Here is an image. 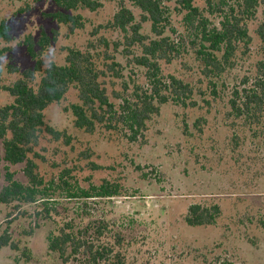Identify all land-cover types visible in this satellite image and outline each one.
<instances>
[{"label": "rangeland", "instance_id": "374dc122", "mask_svg": "<svg viewBox=\"0 0 264 264\" xmlns=\"http://www.w3.org/2000/svg\"><path fill=\"white\" fill-rule=\"evenodd\" d=\"M161 1L167 17L163 35L187 37L186 10L180 0ZM102 2L94 11L84 7L69 11L82 16V26L76 28L52 16L59 9L55 0H0V17L11 36L0 37V49L11 57L0 66V105L13 102L5 86L35 67L29 46L45 68L53 42L58 64L65 63L70 48L89 52L105 72L102 80L112 101H118L116 92L129 95L136 84L145 83V68L132 62L123 33L109 22L122 4L133 10L141 32L156 38L152 21L144 20L132 0ZM197 4L210 22L218 23L219 15L203 0ZM256 27L257 21L249 28L248 48H241L235 68L218 82V97L193 56L161 62L165 74L193 84L198 105L184 107L172 101L162 105L143 139L130 141L107 129L90 133L75 127L71 111L79 101L75 88L49 105L45 120L62 135L56 139L44 130L31 158L51 189L36 203L0 202V234L6 231L13 241L0 250V264H264V229L259 223L264 219V117L249 125H243L242 118L228 117L231 90L245 87L262 57ZM133 50L139 52L137 47ZM112 62L121 64L119 72L109 69ZM42 73H36L34 84ZM25 166L4 159L0 139V190L8 170L28 183ZM105 182L115 185L119 195L69 194L72 188L90 190ZM194 203L220 204L217 223L189 225L185 216ZM68 222L75 230L87 229L83 234L95 249L106 245L112 251L103 252L98 260L81 253L66 261L50 250L49 237Z\"/></svg>", "mask_w": 264, "mask_h": 264}, {"label": "trees", "instance_id": "16d2710c", "mask_svg": "<svg viewBox=\"0 0 264 264\" xmlns=\"http://www.w3.org/2000/svg\"><path fill=\"white\" fill-rule=\"evenodd\" d=\"M132 1L141 9L144 20L152 21V30L158 37L150 38L142 33L141 23L136 21L133 10L125 4L119 7L109 22L123 33L126 51L132 55V62L145 68V83L136 84L129 95L116 92L117 102L110 99L102 80L105 72L97 66L89 52L70 48L65 63L55 62L51 67L47 65L43 68L42 61L38 60L40 56L29 46V52L36 60L35 67L24 70L19 79L5 86L13 102L0 105V139L3 141L4 159L11 164L25 163L28 183L18 180L15 173L8 170L7 183L0 190L1 203H36L49 195L51 187L44 184L31 156L44 130L56 139L61 137V132L46 122L45 110L52 103L60 102L71 88L77 89L79 98L77 103L71 105L75 127L90 133L99 128L107 129L130 141L143 139L148 122L160 113L162 105L171 101L184 107L198 105L193 84L174 74H165L161 62L171 63L185 54L193 56L208 79L209 88L218 97V82L224 73L235 68L241 48H248L252 39L249 28L256 21L262 57L256 64L255 75L248 79L245 87L234 86L231 90L228 117L242 118L243 125L259 123L264 117V0H203L212 13L219 15L218 23L210 22L197 4L198 0H180L182 8L186 10L184 22L187 37L180 35L179 39L163 35L167 17L161 0ZM55 2L59 9L52 16L58 22L76 28L82 26V16L69 11L80 7L94 11L103 5L102 0ZM259 14L262 15L261 19H258ZM9 30V25L0 17V37L9 40ZM134 47L139 52H135ZM3 52L0 49V53ZM120 65L119 62H112L108 67L119 72L117 67ZM37 72L43 73L38 84H34ZM124 89L128 91L129 87L126 85ZM200 120L197 119L196 126H199ZM69 194L79 197L114 196L119 195V190L110 182H105L92 186L90 190L72 188ZM221 215L222 209L218 203H194L190 205L185 220L191 226L215 225ZM259 223L264 229L263 218ZM66 226L49 237L50 250L58 252L66 261L81 253L98 260L103 252L112 251L106 245L95 249V245L88 243L83 234L87 229L75 230V226L69 222ZM8 245H13V241L5 231L0 234V250ZM115 257H119V254Z\"/></svg>", "mask_w": 264, "mask_h": 264}, {"label": "clouds", "instance_id": "9594fccd", "mask_svg": "<svg viewBox=\"0 0 264 264\" xmlns=\"http://www.w3.org/2000/svg\"><path fill=\"white\" fill-rule=\"evenodd\" d=\"M55 47H56V45L54 42L49 45V50H48L47 59H46V63H48L49 67H51L55 63L56 53L53 51L55 49ZM10 59H11V57L9 56V52L8 53H0V66L4 65L5 60H7L9 63ZM42 59H44L43 56H42Z\"/></svg>", "mask_w": 264, "mask_h": 264}]
</instances>
